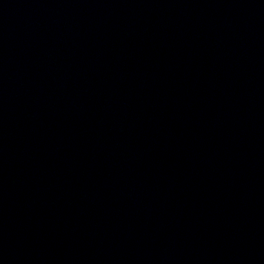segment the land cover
<instances>
[{
	"label": "water",
	"instance_id": "obj_1",
	"mask_svg": "<svg viewBox=\"0 0 264 264\" xmlns=\"http://www.w3.org/2000/svg\"><path fill=\"white\" fill-rule=\"evenodd\" d=\"M0 264H264V0H0Z\"/></svg>",
	"mask_w": 264,
	"mask_h": 264
}]
</instances>
